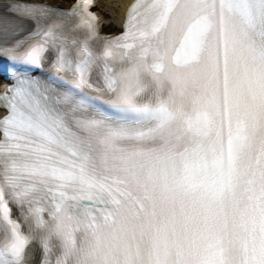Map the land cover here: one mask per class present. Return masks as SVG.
Instances as JSON below:
<instances>
[{"label":"snow or ice","instance_id":"1","mask_svg":"<svg viewBox=\"0 0 264 264\" xmlns=\"http://www.w3.org/2000/svg\"><path fill=\"white\" fill-rule=\"evenodd\" d=\"M95 3H0V264H264V0Z\"/></svg>","mask_w":264,"mask_h":264},{"label":"bare ground","instance_id":"2","mask_svg":"<svg viewBox=\"0 0 264 264\" xmlns=\"http://www.w3.org/2000/svg\"><path fill=\"white\" fill-rule=\"evenodd\" d=\"M34 1V0H29ZM35 1H47L60 5L61 7H69L73 0H35ZM127 0H99L98 10L103 15L106 23V32L116 30L118 20L124 14L125 3Z\"/></svg>","mask_w":264,"mask_h":264}]
</instances>
